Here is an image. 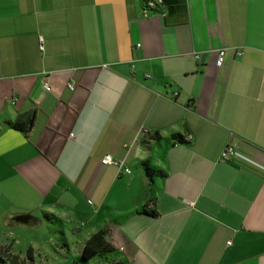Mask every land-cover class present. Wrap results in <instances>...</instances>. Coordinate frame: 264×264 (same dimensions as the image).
I'll use <instances>...</instances> for the list:
<instances>
[{
	"label": "crops",
	"instance_id": "crops-1",
	"mask_svg": "<svg viewBox=\"0 0 264 264\" xmlns=\"http://www.w3.org/2000/svg\"><path fill=\"white\" fill-rule=\"evenodd\" d=\"M230 144L264 168V0H0V185L80 254L103 230L114 263L264 264V171Z\"/></svg>",
	"mask_w": 264,
	"mask_h": 264
},
{
	"label": "rangeland",
	"instance_id": "rangeland-1",
	"mask_svg": "<svg viewBox=\"0 0 264 264\" xmlns=\"http://www.w3.org/2000/svg\"><path fill=\"white\" fill-rule=\"evenodd\" d=\"M26 201L31 191H21ZM39 200V199H38ZM36 200V202L38 201ZM23 200H14V192L10 187L0 185V261L2 264H72L80 254V243L71 237L67 229L74 231L78 223H60L51 219L49 213H43L40 207L30 209L23 207ZM31 202H35L32 201ZM27 209L31 214L24 215L19 223L17 211ZM32 210V211H30ZM45 216L49 221H46ZM14 220V221H13ZM68 233L66 243L63 234ZM75 236L77 233H73ZM85 234V233H84ZM87 234V233H86ZM68 259V260H67ZM106 258L96 257L88 264H105ZM84 264V263H79ZM110 264H114V261Z\"/></svg>",
	"mask_w": 264,
	"mask_h": 264
},
{
	"label": "trees",
	"instance_id": "trees-1",
	"mask_svg": "<svg viewBox=\"0 0 264 264\" xmlns=\"http://www.w3.org/2000/svg\"><path fill=\"white\" fill-rule=\"evenodd\" d=\"M143 4V7L145 10L149 11H157L160 9V7L163 6L164 0H161L160 3H156V0H140ZM148 2H153L155 5L153 8L147 7ZM29 124H30V117H27L24 122H20L17 120L15 123L10 124L12 129L18 132H22L24 134L28 133L29 130ZM150 140H159V135L155 133L154 135L149 136ZM174 141H176L179 144H187L188 142L185 140L184 137L180 135H174L172 137ZM144 167L146 169L147 175L151 178L153 176H161L162 173L156 170L151 169L147 163L144 164ZM145 212V211H144ZM147 213V212H145ZM150 215L155 217L156 213L150 212ZM108 232L107 231H99L98 233H95L92 235L85 245L82 248L81 254L79 257L75 258V261H73L72 264H79L84 263L88 264L91 260L95 259L96 257H102L104 256L106 258V261L109 263L113 262V259L111 258V254L115 252V248L113 247L112 243L107 239ZM0 264L2 262L0 261ZM114 264H121V263H114Z\"/></svg>",
	"mask_w": 264,
	"mask_h": 264
},
{
	"label": "built area",
	"instance_id": "built-area-1",
	"mask_svg": "<svg viewBox=\"0 0 264 264\" xmlns=\"http://www.w3.org/2000/svg\"><path fill=\"white\" fill-rule=\"evenodd\" d=\"M156 3H160L161 0H156ZM154 3L153 2H148L147 3V7L149 8H153L154 7ZM140 45H136V48H139ZM226 56V50L222 49L220 50L217 55H216V59H215V65L216 67L220 68L223 66L224 64V59ZM69 89L72 91L73 87L71 85L68 86ZM44 89L46 91H49V86L48 85H44ZM220 160L221 161H240L243 163H246L252 167H255L259 170L264 171V168L261 167L259 164H257L255 161H253L252 159L246 157L245 155H243L237 148L236 145H226L224 147V149L221 151L220 153ZM101 164L104 166H114L117 168H120V163L115 161L111 156L107 155L105 156L102 160H101ZM126 174H129L130 171L129 170H125Z\"/></svg>",
	"mask_w": 264,
	"mask_h": 264
},
{
	"label": "water",
	"instance_id": "water-1",
	"mask_svg": "<svg viewBox=\"0 0 264 264\" xmlns=\"http://www.w3.org/2000/svg\"><path fill=\"white\" fill-rule=\"evenodd\" d=\"M107 239H108V240H110V237H109V236H107Z\"/></svg>",
	"mask_w": 264,
	"mask_h": 264
}]
</instances>
